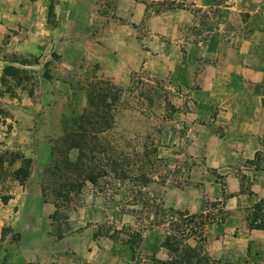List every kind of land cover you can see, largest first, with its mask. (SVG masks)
Masks as SVG:
<instances>
[{
    "label": "rangeland",
    "instance_id": "374dc122",
    "mask_svg": "<svg viewBox=\"0 0 264 264\" xmlns=\"http://www.w3.org/2000/svg\"><path fill=\"white\" fill-rule=\"evenodd\" d=\"M86 2L100 22L81 32L74 69L58 74L53 57L40 71L20 69V83L6 78L2 93L41 91L54 78L43 77L45 68L68 84L70 92L55 88L59 109L39 110L43 116L30 128L49 144L84 110L77 93L86 98L94 84L121 87L102 137L148 180L87 182L63 209L58 239L49 218L54 206L40 196L45 165L30 158L24 185L0 183L17 197L14 205L0 201V264H159L177 212L210 215L205 240L185 243L202 245L219 264H264V230L245 221L264 197V0ZM152 90L160 98L149 105ZM9 128L4 123L0 131Z\"/></svg>",
    "mask_w": 264,
    "mask_h": 264
},
{
    "label": "trees",
    "instance_id": "16d2710c",
    "mask_svg": "<svg viewBox=\"0 0 264 264\" xmlns=\"http://www.w3.org/2000/svg\"><path fill=\"white\" fill-rule=\"evenodd\" d=\"M19 71L20 69L11 65L5 66L0 79L2 87L6 83V78L20 83L22 79ZM43 77L50 79L46 68ZM122 91L121 87L112 84L104 87L88 85L87 103L82 113L71 118L69 130L49 142L50 159L42 170L40 196L44 202H50L54 206L49 218L58 239L64 236L63 227L60 225L63 209L81 192L87 182L95 185L99 180L112 176L122 182L135 180L142 184L147 183V174L139 170V173L133 174L128 169L126 160L119 159L110 143L102 137L112 126V112L117 108ZM146 96L149 105L160 98L156 90H152ZM72 151L76 152L74 158L70 157ZM30 171V158L19 152L0 151V183L8 179L14 185L22 186L27 181ZM10 198L11 191L1 188L0 201L4 204ZM176 214L178 221L170 222V231L161 243L168 256L159 264H219L218 260L209 256L202 245L190 246L185 243L188 238L199 239L202 242L205 240L203 231L204 226L212 222V219H209L210 215L187 212ZM245 221L249 229L264 230V197L253 203L245 216ZM179 223L184 225V229L179 227ZM134 242V239L126 242L132 253Z\"/></svg>",
    "mask_w": 264,
    "mask_h": 264
},
{
    "label": "crops",
    "instance_id": "0c3cea01",
    "mask_svg": "<svg viewBox=\"0 0 264 264\" xmlns=\"http://www.w3.org/2000/svg\"><path fill=\"white\" fill-rule=\"evenodd\" d=\"M94 10L86 0H54L53 3L50 0H0V79L7 65L35 72L53 57L62 68L58 74L73 70L81 59V32L100 22ZM30 59L37 62H23ZM58 74L49 72L54 78L42 84L41 91L31 90L29 86L16 89L15 96L2 93L0 81V105L8 110L7 117L2 118L0 114V129L9 122L12 127L5 133L0 131V151L19 152L26 158H38L44 165L48 163V142L43 137H33L30 128L37 118H42L39 110L59 109L61 94L57 89L70 92L68 84L56 78ZM85 99L83 92L77 93L76 106L83 107ZM16 202L17 197L12 196L7 203ZM1 224L0 219V229Z\"/></svg>",
    "mask_w": 264,
    "mask_h": 264
}]
</instances>
